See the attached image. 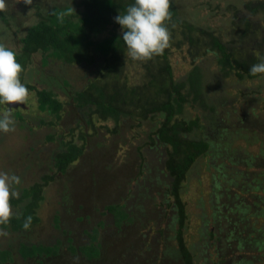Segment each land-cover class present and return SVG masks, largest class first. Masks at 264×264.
<instances>
[{"label": "trees", "instance_id": "trees-1", "mask_svg": "<svg viewBox=\"0 0 264 264\" xmlns=\"http://www.w3.org/2000/svg\"><path fill=\"white\" fill-rule=\"evenodd\" d=\"M129 3L131 0H72L43 10L36 7L35 22L27 26L20 37V47L14 51L22 65V82L29 90L34 89L40 124L54 126L57 119L73 113L79 134L76 139L70 134L69 138L65 134L55 137L49 133L46 136V140L59 138V146L51 149L49 155V168L53 172H45L40 181L23 187L19 196L10 200L15 204V214L7 224H0V229L19 233L21 239L14 242V247L8 245L9 248L0 243V264H193L195 256L191 248L201 251L202 245L191 244L189 248L184 245L187 212L182 193L186 190L187 172L196 160L205 163L222 160L217 167L225 169L218 180L213 178L211 182L213 187L222 189L219 193L212 189L211 212L209 216H204L203 212L201 218V238L207 241L214 238L217 231L226 233L222 240L218 239V247L238 251L237 255L232 253L235 255L230 260L232 264H252V253L264 247V196L253 192L260 188L259 179L250 181L251 173L247 169L251 160L257 164L255 156L249 155L250 161H243L227 134L232 132L229 126L222 123L221 118L215 121L218 119L215 102L208 95L202 73L203 67L208 65L195 61L197 55H203V58L211 52L209 62L216 63L225 75L232 72L240 79L253 81L261 74L249 71L254 58L249 55L235 58L232 50L236 46L245 48V43L253 44L260 36L253 40L250 33L255 31L249 27L248 17L238 15L232 29L236 35L228 34L227 38L212 35L207 39L209 32L181 17L176 4L169 0L168 47L149 60L133 61L125 54L120 25L114 21ZM68 8L73 11L66 13ZM62 12L66 14L58 18L57 14ZM0 18L7 22L1 10ZM238 22L241 23L235 26ZM262 39L264 41V34ZM183 44L192 55V63L185 74L175 77L169 51L181 48ZM198 46L202 50L197 49ZM36 53L42 56V66L59 62L58 75L48 78L50 86L37 88L25 81L26 68ZM70 66L78 67L81 76L87 78L79 87L71 86L69 82ZM55 83L67 88L63 101ZM187 106L204 111L203 115L191 116ZM4 107L13 117L22 118L21 105ZM107 120L112 124L103 127L117 135L135 125L147 126L146 130L145 126L142 128L145 141L136 146L140 157L138 170L127 179L123 195L108 204L83 205L78 211L75 210L81 204L75 203L69 211L72 214L75 211V216L68 225L64 209L63 215L55 218L54 227L58 233L54 238L46 242L29 240L31 234L28 232L40 221L37 208L44 198L43 186L54 180L53 174L68 173L69 166L91 141L88 135L95 132L96 122ZM71 130L73 127L69 128ZM235 132L244 139L239 128ZM246 140L255 142L257 138L247 137ZM259 141L262 145L263 140L260 138ZM102 144L100 141L95 143ZM239 160L245 167L235 169L234 177L231 174L230 178L229 167ZM104 170L114 175L110 164ZM103 173L106 175L105 171ZM91 174L93 180L100 179V175ZM230 185L249 191V197L240 199L237 195V200L231 201ZM99 192L101 190L96 194ZM261 192L264 193V187ZM85 208L91 213L84 211ZM27 217H31V221L25 228ZM72 219L76 221L75 227L71 224ZM258 221H261L259 226L256 225ZM151 228L156 229L155 234H149Z\"/></svg>", "mask_w": 264, "mask_h": 264}, {"label": "rangeland", "instance_id": "rangeland-1", "mask_svg": "<svg viewBox=\"0 0 264 264\" xmlns=\"http://www.w3.org/2000/svg\"><path fill=\"white\" fill-rule=\"evenodd\" d=\"M70 1L72 0H30L29 3L26 0H5L6 7L1 11L7 22L0 18V42H5L13 50H18L20 37L24 35L27 26L36 20L35 12L38 10L36 7L43 10L54 4L62 5ZM172 1L179 9L181 17L209 32V36L205 37L207 39L212 35L225 37L228 34L229 36L236 35L232 31L233 21L236 16V21H238V15L239 17L246 15L249 27L255 31L254 34L250 33L251 38L254 40L257 35L260 37L258 40L255 39L253 44L245 43V48H242V46L234 47L232 50L233 55L235 58H247L249 55L254 58V64L264 60V41L262 39L264 33V0ZM233 13H236V15L234 16ZM239 23L241 22L235 23V26ZM200 48L197 47V49ZM210 54L211 52L207 53L203 58V55H197L195 61L197 63L202 61L208 65V67H203L202 73L206 78L208 95L215 102V117L218 118L215 121H220L221 118L222 123L229 126L232 132L227 134L231 138L232 146L237 148L242 155L241 159L243 161L248 160L249 155L253 154L255 156L254 159H256L257 164L253 163L252 160H248L251 162V165L247 167L248 172L251 173L249 180L259 179V184H257L260 188L253 190V192L264 196V193L261 192V187H264V133H262L264 129V73L254 78L253 81L240 79L232 72L229 76L225 75L216 63L209 62L211 59ZM41 58L40 53L34 54L25 72V81L30 82L37 88L50 86L51 83L48 78L58 75L57 73L60 70L59 62H50L48 65L42 66ZM169 61L175 77L185 74L192 63V55L189 54L187 45L183 44L181 48H171ZM68 69L67 77L70 78L71 86L79 87L86 81L87 78L81 76L82 72L78 67L70 66ZM54 87L63 101L66 97L65 90L67 88L58 86L56 83ZM17 105H21L22 112H24L22 118L14 116V129L8 132L0 131V172H7L10 175L15 174L19 177V183L12 185L19 196L23 187L29 186L35 181H40L45 172H53L49 168V155L51 149L59 146L57 140L59 138L46 140V136L49 133L54 134L55 137L64 136L65 134V137L69 138L70 134L76 139L79 130L73 121V113L64 115L61 120L57 119L58 123L54 126L48 123L40 124L34 89L29 90V97L25 103ZM0 107V112L7 110L4 105H0ZM65 107L68 106L65 105ZM186 110L191 113V116H201L204 112L200 109H192L189 106ZM47 120H49L48 117ZM104 124L109 126L112 122L108 120L96 122L95 132L91 131L88 135V139H91V141H88V146L84 149L83 154L69 166L68 173L64 175L53 174L54 180L43 186L42 195L44 198L39 201L37 208L40 221L35 228L28 232L31 234L29 240L46 242L54 238L58 233L54 227V221L58 215H63V209L68 216L65 222L68 225L72 216H75V211L80 210L83 205L91 206L95 202L104 205L123 195L127 188L125 184L127 179L134 176L138 170L137 164L140 157L137 156L136 146L139 142L145 141L146 135L142 128L145 126L146 130L147 126L143 124L141 127H136L135 125V128L117 135L107 132L103 127ZM71 127H73V130L70 132L69 128ZM240 127L243 129L240 130ZM236 128H239V132L245 135L244 139L241 134L235 132ZM137 130L139 131L138 135H136ZM96 132L98 133L96 134ZM224 136L226 137V134ZM247 137L253 139L256 137L257 140L250 142L246 140ZM260 138L263 140L262 145H260ZM97 141L103 144L95 145ZM221 161L217 159L215 162L205 163L196 160L186 175L188 176L185 180L186 190L182 193V198L186 203L188 218L186 217L184 220L186 226L183 228V241L187 248L191 247V244L202 245L201 251L191 248L195 256L193 264H232L230 260L232 256H235L232 253L236 255L238 253V251L234 252L228 248L223 249L222 246L221 248L218 247V239L221 238L222 240V236L225 237L226 233L217 231L215 237L209 238L207 241H204L199 233L203 212H205L204 216H209L211 212L209 200L213 192L212 189L217 190L218 193L222 189L213 187L211 183L213 178L218 180L222 171L225 172V169L222 170V168L217 167ZM109 164L113 166L114 175L104 170ZM244 167V162L240 160L234 162L232 167H229L230 178H232L231 174L234 177L235 169L240 170ZM104 171L106 175L103 173ZM91 173H94L96 177L100 175V179L93 180ZM97 180H100V182L96 183ZM100 190L101 192L96 194ZM229 193L231 201L234 200V202L237 200V195L242 199L248 198L250 194L249 191L233 185L229 186ZM62 196L65 197L64 200ZM62 200L63 202H61ZM75 203L81 204L80 207L73 214L69 213ZM11 205L14 209L15 204ZM16 207L19 209V206ZM99 207L100 205L97 206V208ZM84 211L91 213L88 208H85ZM98 218H101V216H98ZM208 220L210 221L211 218L209 217ZM71 224L75 227L76 221L72 219ZM209 224L211 226V222ZM260 224L261 221H258L256 225L259 226ZM161 225L164 226V223H161ZM152 233L155 234L156 229L149 231L150 235ZM84 237H86L85 233ZM19 239H21L19 233L0 229V243L3 247H8V245L14 247V242ZM116 248L119 251L121 246L119 245ZM251 256L252 264H264V247L253 252Z\"/></svg>", "mask_w": 264, "mask_h": 264}, {"label": "clouds", "instance_id": "clouds-1", "mask_svg": "<svg viewBox=\"0 0 264 264\" xmlns=\"http://www.w3.org/2000/svg\"><path fill=\"white\" fill-rule=\"evenodd\" d=\"M5 7V0H0V10ZM72 11L73 8H68L66 13ZM66 13H58V18ZM170 18L169 0H131L124 11L114 17L120 25L125 54L133 61H146L162 53L170 40L167 24ZM22 70L17 53L5 42H0V105L11 108L27 101L29 89L21 80ZM249 71L264 73V60L252 64ZM14 127L12 114L8 110L0 112V131L8 132ZM17 183L19 177L15 174L0 172V224H7L15 214L10 200L18 196L12 188ZM30 221L31 217H27L23 226L28 228Z\"/></svg>", "mask_w": 264, "mask_h": 264}, {"label": "water", "instance_id": "water-1", "mask_svg": "<svg viewBox=\"0 0 264 264\" xmlns=\"http://www.w3.org/2000/svg\"><path fill=\"white\" fill-rule=\"evenodd\" d=\"M14 106H17V104H15Z\"/></svg>", "mask_w": 264, "mask_h": 264}, {"label": "flooded vegetation", "instance_id": "flooded-vegetation-1", "mask_svg": "<svg viewBox=\"0 0 264 264\" xmlns=\"http://www.w3.org/2000/svg\"><path fill=\"white\" fill-rule=\"evenodd\" d=\"M263 32H264V30H263ZM264 34V33H263Z\"/></svg>", "mask_w": 264, "mask_h": 264}]
</instances>
